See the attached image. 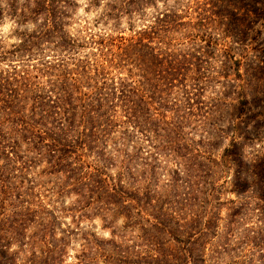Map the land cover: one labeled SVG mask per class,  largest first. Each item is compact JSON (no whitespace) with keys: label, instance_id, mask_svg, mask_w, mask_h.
I'll use <instances>...</instances> for the list:
<instances>
[{"label":"trees","instance_id":"obj_1","mask_svg":"<svg viewBox=\"0 0 264 264\" xmlns=\"http://www.w3.org/2000/svg\"><path fill=\"white\" fill-rule=\"evenodd\" d=\"M3 1L17 22L39 21L12 44L15 52L27 51L29 58L44 51L40 44L53 37L54 46L81 49L63 30L73 0ZM166 1L160 8L155 0L107 2L104 15L114 20L129 16L128 33L114 21L111 31L91 36L95 48L74 58L72 66L66 65V55L52 62L45 54L37 59L42 66H0V264H26L9 255L13 239L38 247L41 255L50 253L52 264L54 245H59L57 258L66 245L55 235L60 210L47 212L49 202L42 203L33 189L39 183H28L32 158L27 153L33 151L38 156L33 167L41 160L50 167L37 176L55 175L51 191L64 197L75 193L81 208L98 199L94 191L115 197L138 160L146 166L147 158L170 163L166 167L174 180L187 176L185 202L179 203L176 217L160 208L153 225L182 245L179 260L193 254L191 264L203 261L202 249L218 228L225 239L235 231L251 239L250 248L259 254L248 264H264V0ZM149 6L155 8L151 19L136 27L130 15L139 12L145 19ZM258 21L262 27L251 33ZM257 33L261 40L252 44ZM5 53L0 49V61ZM29 65L39 74H28ZM59 65L64 68L54 74ZM26 75L46 76L47 85L33 80L28 94ZM135 136L148 149L130 151ZM22 142L26 153H21ZM92 151L98 154L94 162L88 160ZM84 165L92 166L84 170ZM17 168L25 170L19 180L28 181L25 188L10 184V172ZM229 184L239 195L220 199ZM144 206L127 211L142 215L148 213ZM240 222L241 232L236 229ZM161 261L158 257L156 264Z\"/></svg>","mask_w":264,"mask_h":264},{"label":"rangeland","instance_id":"obj_2","mask_svg":"<svg viewBox=\"0 0 264 264\" xmlns=\"http://www.w3.org/2000/svg\"><path fill=\"white\" fill-rule=\"evenodd\" d=\"M74 2L70 5L69 15L64 17L63 30L66 35L73 39V42L79 43L81 48L79 51H69L68 49H62L61 47L54 46L52 40L55 37L49 39V41H44L40 44V47L44 49L37 54L27 58V51H22L20 53L12 50V44L17 43L21 36H24V32L32 31L36 28L39 21H27V22H17L15 18L16 15H11L10 10L6 9L4 1L2 0L1 5L5 8L1 14L0 19V49L6 50L4 59L0 61V66L2 68H9L10 65H16L17 67L23 64H34L36 66H42V63L37 62L38 58L45 57L50 59V61L55 62L56 56L66 55V65L74 61L77 57H82L85 52L95 48L94 42L91 41L92 38L96 39L99 34L111 31L115 26L114 21L118 20L120 28H123V33H128L127 25L129 23V16L126 14H121L116 20L111 16L104 15L109 9L110 5L107 2H115L118 0H97L93 2L91 0H73ZM157 6L160 8L163 6L164 0H155ZM180 3L185 2L193 5V0H178ZM23 0H19V4ZM166 3H172V0H167ZM154 7H147L145 12V19L139 17V12L130 15V18L134 21L136 27H139L145 20L151 19L154 14ZM193 16L196 14L190 10ZM98 22H95V19ZM125 26V28H124ZM255 29L251 33L255 32L256 26H261L259 21L254 25ZM264 28V27H262ZM264 32V31H263ZM114 33V32H113ZM92 36V38H91ZM261 34L257 33L255 37H252V44L259 43L261 40ZM3 52V51H2ZM73 53L74 57L67 58L69 54ZM45 54V55H43ZM72 54V55H73ZM43 55V56H42ZM21 57H23L21 59ZM75 58V59H74ZM73 64H68L72 66ZM28 74H39L38 70L32 69L29 65ZM62 65L55 67L54 74L58 72V69L62 70ZM27 76V75H26ZM28 78V76L26 77ZM46 76H39L38 78L30 77L31 80L24 88V92L31 94L34 90L33 80L41 82V84H46ZM47 85V84H46ZM50 86H46L45 90H48ZM114 135L117 134V130L114 131ZM110 141L106 144V149H110ZM108 146V147H107ZM21 153H26V145L24 142L19 144ZM141 150L142 148L148 149V145L144 143L142 138L135 136L132 139V146L129 147L130 151L136 149ZM146 153V152H144ZM35 151L27 153L28 157L32 158L30 164L31 167L27 168L29 182L24 179L23 174L25 170H20L19 168L14 169L10 172L13 180L9 179L10 184L20 183L21 188H25L26 182L33 185L35 181L39 184L33 186L34 192L39 193V198L42 203L49 202V205L45 206L46 211L49 212L53 207L55 211L60 210L58 213V219L55 223V235L61 238L65 242L64 250L58 257L59 245H54L56 250V264H156L158 257L162 264H191L192 255L187 257L188 260L181 262L179 256L181 255V248L175 240L168 239V234L166 232L157 230L153 222H158L159 219L155 216V213L161 208L163 211L167 210L174 217L178 216V207L180 202H185L184 197L186 190L184 181V174L178 175V179L174 180L176 177H171L167 171L166 166H170V163H163L161 160H147V166L145 163L138 162L133 165V173L131 177L125 175V181L121 184V187L115 188L118 194L114 195L110 192L107 196L103 191H94L96 194V201H92L89 206L81 208V201L78 202L75 193L65 196L62 194L57 196L51 191L52 185L55 180V175L53 174H41L37 176L42 168L47 170L49 165L45 164L44 160L39 161L35 167L34 161L36 160ZM114 155H112L113 157ZM142 156V155H141ZM98 157L95 151L89 154L88 160L94 162ZM120 157H117L119 159ZM34 159V161H33ZM150 162V164H148ZM206 162V161H205ZM15 166H20L19 164H14ZM92 165H84L85 169H90ZM19 169V170H18ZM106 171H114V168H109ZM61 176V180L64 176L57 174V177ZM187 177V176H186ZM188 179V178H187ZM219 179L218 181H220ZM60 181V180H59ZM174 181V184L171 183ZM40 185V186H39ZM229 191L220 195V199L227 197H237L240 193L236 186L230 185L227 188ZM94 190H97L96 188ZM22 192H26L23 189ZM109 192V191H108ZM135 194H137L135 196ZM64 197V198H63ZM119 202H114L115 200L122 199ZM134 197V198H131ZM135 197L139 201L135 200ZM105 198H108L107 200ZM109 200V201H108ZM125 202V203H124ZM146 204V212L142 215H135V211L130 213L127 211L130 206H137ZM225 210L222 209V212ZM221 212V213H222ZM253 216V215H252ZM150 220V221H149ZM249 220V219H248ZM254 220V218H252ZM164 222V221H163ZM162 224V223H161ZM236 229L242 231L244 223H239ZM253 228L256 225H252ZM215 237L211 238L205 243L203 251V261H199L198 264H248V259L251 256L256 257L259 254V250L255 248H250L253 245L251 239L244 238L235 231L234 235H230L225 239V233L221 229H216ZM216 244V251L212 248ZM58 244H60L58 242ZM9 255L17 263L26 264H52L50 253L46 254L30 249L29 246L24 244H18L16 239L12 240L10 244ZM187 245V244H186ZM213 245V246H212ZM224 246V247H221ZM187 251V247L183 246ZM254 249V250H252ZM197 251H195L196 253ZM264 253V252H263ZM155 255L157 257H155ZM195 255V254H194ZM48 257V258H47ZM191 257V258H190ZM51 258L47 261V259ZM53 258V259H54ZM157 258V261H156ZM190 258V259H189ZM264 258V256H263ZM46 260V261H45ZM191 261V262H190ZM160 264V263H159Z\"/></svg>","mask_w":264,"mask_h":264}]
</instances>
